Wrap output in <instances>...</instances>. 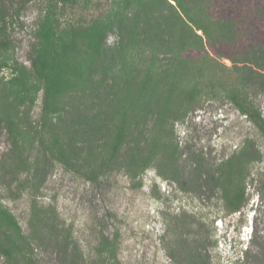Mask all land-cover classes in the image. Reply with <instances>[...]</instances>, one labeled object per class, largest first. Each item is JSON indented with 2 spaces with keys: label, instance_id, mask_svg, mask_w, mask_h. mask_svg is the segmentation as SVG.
<instances>
[{
  "label": "rangeland",
  "instance_id": "rangeland-1",
  "mask_svg": "<svg viewBox=\"0 0 264 264\" xmlns=\"http://www.w3.org/2000/svg\"><path fill=\"white\" fill-rule=\"evenodd\" d=\"M181 1L189 16L176 0H32L9 18L0 210L33 263L192 264L180 250L194 242L200 264H264V125L234 100L264 118V0ZM34 59L71 162L40 142L43 90L15 82ZM121 119L155 145L146 164L128 142L114 150ZM248 140L258 159L226 168L249 198L232 213L208 175Z\"/></svg>",
  "mask_w": 264,
  "mask_h": 264
},
{
  "label": "trees",
  "instance_id": "trees-1",
  "mask_svg": "<svg viewBox=\"0 0 264 264\" xmlns=\"http://www.w3.org/2000/svg\"><path fill=\"white\" fill-rule=\"evenodd\" d=\"M31 1L32 0H0L1 50L9 49L11 47V40L9 38V34L7 36V25L9 18L13 17L14 15H19L22 9ZM176 1L178 2V7L189 16L190 13L188 11L190 7H187L184 1ZM207 2H212V0H208ZM201 3L202 4L197 5L196 9H203V3L206 2L202 1ZM121 17L124 18V12ZM216 25L224 26L225 22L219 21ZM255 74H257V76L260 75L258 72L256 73L252 71L251 75L247 78H244L243 80L245 81L247 79L248 81H250L249 79H251ZM15 82L21 87L24 92H30L31 90H43L42 115L40 118L41 125L39 130L40 142L42 146H44L46 149H51V147L56 149L58 155L61 158L66 159L67 162H69L70 160L67 154V150L63 145L62 137L55 128L57 124L53 121L51 117V113H55L58 111V105H56V100L53 99L54 95L52 93L50 77L46 66L43 64V62L34 59L32 69L26 74L19 73L15 78ZM234 100L238 103L241 112L246 115L250 121H252L260 128H263L264 118L257 109L243 105L239 102L237 98H235ZM149 106L150 108H152L153 105L149 104ZM123 121L124 120L121 119V128L115 137L114 150L116 151L119 146L128 142L132 150L135 149L137 153L139 152V156L141 158H145L146 162L144 163L146 164L149 158H152L153 155H155V145L150 144L147 148V146L143 145L142 140L129 139V134H127L124 127L122 126ZM259 155L260 151L256 147L255 142H253L252 140H248L246 142L245 147L241 151H239L238 153H233L227 162L219 164L216 170L210 172L208 175L209 180L214 185L217 184L218 187L222 190L228 208L232 213L241 212L242 209L247 206L249 198L246 196V188L237 190L231 189L232 182L229 177V172L226 168L229 166L233 167L234 165H236V163L239 162L250 163L258 159ZM169 158L172 163H175V168L177 169V163L174 160V156H169ZM175 174L177 176H182V173L179 170H175ZM1 227H5V230H3ZM10 228H14L17 230L16 237H13L8 233V229ZM21 237L22 232L17 227L16 222H14L12 217L7 212L0 210V257L3 259V264H36L33 263L30 257H27L26 255L22 254V250L19 244L20 242H22ZM23 239L26 240V237L23 236ZM192 246L197 247L194 242H189V245H186L185 242H183V245L180 250V258L182 260H190L192 264H200L199 252L196 248ZM245 259H248L247 252Z\"/></svg>",
  "mask_w": 264,
  "mask_h": 264
}]
</instances>
